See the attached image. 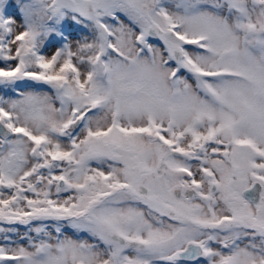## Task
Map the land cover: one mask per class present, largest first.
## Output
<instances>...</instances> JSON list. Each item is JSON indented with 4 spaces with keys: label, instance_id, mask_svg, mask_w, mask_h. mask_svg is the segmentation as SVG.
Here are the masks:
<instances>
[{
    "label": "snow or ice",
    "instance_id": "snow-or-ice-1",
    "mask_svg": "<svg viewBox=\"0 0 264 264\" xmlns=\"http://www.w3.org/2000/svg\"><path fill=\"white\" fill-rule=\"evenodd\" d=\"M0 264H264V0H0Z\"/></svg>",
    "mask_w": 264,
    "mask_h": 264
}]
</instances>
